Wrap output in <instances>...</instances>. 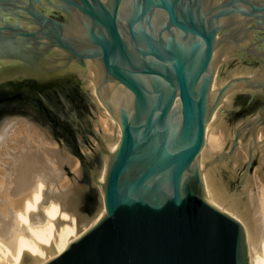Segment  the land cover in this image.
Returning a JSON list of instances; mask_svg holds the SVG:
<instances>
[{"label": "water", "instance_id": "1", "mask_svg": "<svg viewBox=\"0 0 264 264\" xmlns=\"http://www.w3.org/2000/svg\"><path fill=\"white\" fill-rule=\"evenodd\" d=\"M18 125L92 225L42 264H253L264 0H0V149Z\"/></svg>", "mask_w": 264, "mask_h": 264}, {"label": "bare ground", "instance_id": "2", "mask_svg": "<svg viewBox=\"0 0 264 264\" xmlns=\"http://www.w3.org/2000/svg\"><path fill=\"white\" fill-rule=\"evenodd\" d=\"M253 183L262 220L253 264H264V148ZM69 187L58 147L38 126L8 131L0 149V264H42L92 226H80L78 215L66 209L69 203L54 200Z\"/></svg>", "mask_w": 264, "mask_h": 264}, {"label": "rangeland", "instance_id": "3", "mask_svg": "<svg viewBox=\"0 0 264 264\" xmlns=\"http://www.w3.org/2000/svg\"><path fill=\"white\" fill-rule=\"evenodd\" d=\"M55 147H58L57 143H55Z\"/></svg>", "mask_w": 264, "mask_h": 264}]
</instances>
